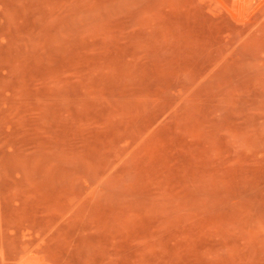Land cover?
I'll return each mask as SVG.
<instances>
[{
	"label": "rangeland",
	"instance_id": "1",
	"mask_svg": "<svg viewBox=\"0 0 264 264\" xmlns=\"http://www.w3.org/2000/svg\"><path fill=\"white\" fill-rule=\"evenodd\" d=\"M0 264H264V0H0Z\"/></svg>",
	"mask_w": 264,
	"mask_h": 264
},
{
	"label": "bare ground",
	"instance_id": "2",
	"mask_svg": "<svg viewBox=\"0 0 264 264\" xmlns=\"http://www.w3.org/2000/svg\"><path fill=\"white\" fill-rule=\"evenodd\" d=\"M29 260V259H28ZM24 261V260H23Z\"/></svg>",
	"mask_w": 264,
	"mask_h": 264
}]
</instances>
